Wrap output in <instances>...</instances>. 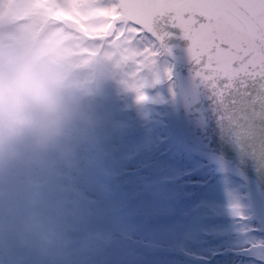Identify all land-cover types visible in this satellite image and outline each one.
I'll return each instance as SVG.
<instances>
[{
	"label": "rangeland",
	"instance_id": "374dc122",
	"mask_svg": "<svg viewBox=\"0 0 264 264\" xmlns=\"http://www.w3.org/2000/svg\"><path fill=\"white\" fill-rule=\"evenodd\" d=\"M66 22L71 33L79 31L80 25ZM116 29L108 37L107 67L96 54L93 65L80 64L69 75L88 83L96 103L105 96L102 112L94 105L85 109L82 127L58 152L0 175V264H264V204L256 188L214 158L211 165L190 168L176 163L184 134L172 139L162 119L152 125L153 112L137 118L140 107L128 101L126 69L118 72L128 34ZM10 41L0 43V51L21 50L16 39ZM143 46L158 61L162 83L174 85L172 63L159 45L148 36ZM152 65L139 78L142 89ZM172 104L177 106L175 91ZM94 119L103 131L97 137L89 126ZM173 165L179 177L166 178ZM216 177L229 190L213 185L205 213L204 194ZM245 192L259 216L249 211ZM153 222L162 227L156 236L149 230Z\"/></svg>",
	"mask_w": 264,
	"mask_h": 264
},
{
	"label": "snow or ice",
	"instance_id": "6c2138e0",
	"mask_svg": "<svg viewBox=\"0 0 264 264\" xmlns=\"http://www.w3.org/2000/svg\"><path fill=\"white\" fill-rule=\"evenodd\" d=\"M63 3L90 5L128 34L123 54L126 86L138 103L147 100L139 78L150 58V50L141 46L153 34L158 18H168L190 41L188 53L196 76L216 96L237 82L264 83V0H26L24 10L36 15L62 13ZM242 136L264 171V121L257 124L249 118ZM256 195L264 199V191ZM232 211L246 219L239 206Z\"/></svg>",
	"mask_w": 264,
	"mask_h": 264
},
{
	"label": "bare ground",
	"instance_id": "6f19581e",
	"mask_svg": "<svg viewBox=\"0 0 264 264\" xmlns=\"http://www.w3.org/2000/svg\"><path fill=\"white\" fill-rule=\"evenodd\" d=\"M25 5L26 0H0V43L6 44L12 42L10 40L11 38H14L16 39L18 45H20V47L22 46L21 49H37L41 55L51 58L54 62L61 64L66 69L68 76L72 73H76L74 70H76V66L80 64L91 63V65H93L92 63L95 62H92V60L97 56L96 54H99V62L103 64V66L107 67V65L111 63L108 59L111 55L109 52L112 50L108 41L110 42L111 40H109L108 37L113 33V29H117L114 26L115 22H109L104 14L93 11L92 6L87 4L63 3L61 6L65 9V11L62 13L45 14L48 18H44L45 15L37 16L34 13H31L32 15H29V21L26 19L23 22H20L22 14L26 17V13H29L24 10ZM67 18L74 21L76 25L81 26L79 31L71 33L72 28L68 26L69 23L66 22ZM12 21H15L16 23L11 24ZM61 22H66V24H61ZM13 34L16 36H13ZM141 47L144 48L143 45ZM152 58L153 57L150 55L149 62L150 64H153V69L147 83L145 82L147 87L142 89V94L147 97V100L138 103L136 94L128 91V101L130 104L135 105L138 108L140 107L137 118L141 121L145 119L146 113H149L150 115L151 112L153 113L150 115L149 121L152 125L156 122V119L164 120L171 138L176 140L178 139L179 134L181 136L183 135L179 128L177 109L172 104L174 85H164L162 83L159 63ZM153 61H155V63H153ZM118 65V72L125 71V66L121 59H118ZM69 78L81 97L83 95H89V97H85V99L82 97L86 106L85 109L89 112L92 108L95 109L97 107V111L102 112V106L105 105V96L99 93V103H96L98 98L96 99L92 97L93 95H91L88 83H78L77 80L79 77H77V75H72ZM83 78L84 81L88 80L87 75H84ZM125 88L128 89L127 86ZM98 92H100V90H98ZM160 100L162 101L159 102ZM90 106L93 107L91 108ZM100 124L101 123H97L95 119L90 122L89 126L91 127L92 135L95 134L97 137L99 134L103 133ZM148 138L149 137L146 136L144 140H148ZM177 143V164L180 163L181 166L186 168H190L195 164L206 162L210 165L212 164V157L200 156L196 151L191 150L186 144L184 136L183 139L179 137ZM174 168L175 167L173 165V167L170 168V171L166 174V178L173 176L179 177L180 174L174 173ZM168 175L170 177H167ZM176 182L179 181L173 179V183ZM215 184L225 187V193L229 190L226 185V181L222 178L216 177L215 179H212L202 201V204L205 202L202 208L205 213L210 212L208 207L210 206V202H212L210 194L212 186ZM153 191L155 192L157 189ZM163 194L167 195V192H164ZM243 194L245 196L244 201L248 205L249 211H252V213L259 216V208L255 205L251 194L249 192H245ZM140 204L141 203H139V207H143ZM148 212L152 214L153 210L148 209ZM262 218L264 221L263 215ZM151 224L152 228L149 229L150 233L155 236L158 235V232L162 231V227L160 226L161 224H154V222ZM225 261L227 260L225 259Z\"/></svg>",
	"mask_w": 264,
	"mask_h": 264
},
{
	"label": "clouds",
	"instance_id": "9594fccd",
	"mask_svg": "<svg viewBox=\"0 0 264 264\" xmlns=\"http://www.w3.org/2000/svg\"><path fill=\"white\" fill-rule=\"evenodd\" d=\"M84 111L61 64L34 48L0 51V175L58 152Z\"/></svg>",
	"mask_w": 264,
	"mask_h": 264
},
{
	"label": "water",
	"instance_id": "95a60500",
	"mask_svg": "<svg viewBox=\"0 0 264 264\" xmlns=\"http://www.w3.org/2000/svg\"><path fill=\"white\" fill-rule=\"evenodd\" d=\"M152 35L172 63L179 126L186 144L200 156H210L226 165L239 178L249 181L256 191H264V171L246 146L242 129L252 118L264 121V83H235L216 96L196 76L188 53L190 41L168 18H158ZM259 202L264 199L257 196Z\"/></svg>",
	"mask_w": 264,
	"mask_h": 264
}]
</instances>
